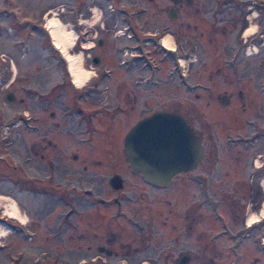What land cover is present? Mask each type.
Returning <instances> with one entry per match:
<instances>
[{"label": "rangeland", "instance_id": "rangeland-1", "mask_svg": "<svg viewBox=\"0 0 264 264\" xmlns=\"http://www.w3.org/2000/svg\"><path fill=\"white\" fill-rule=\"evenodd\" d=\"M85 1L89 9L79 14L78 0H0V197L12 201L23 220L21 230L13 232L6 228V235L0 236V264H101L80 262L82 251L78 250L76 238L81 209L92 210V205H88L92 201L88 196L82 199V190L95 187L98 197L103 199L95 210L108 217L110 228L121 235L123 242H129L131 252L144 246L138 242V228L148 232L143 233L148 250L134 253L136 263L177 264L178 259L187 254L190 259L185 264H211L210 260L214 264H230L231 249L221 227L227 225L228 209L233 205L236 215H245V221L259 215L264 205L263 194L258 210L251 209L254 200L250 199L248 188L251 186L253 193L256 192L259 189L256 181L262 183L264 173L255 181L249 171L251 165L242 167L238 162L229 163L223 125L227 108L216 96L226 88L227 81L242 82L244 77L245 82L264 84V0H230L231 7L236 1L251 7L246 19L236 17L232 20L225 14V19L218 21L211 15V9L192 15L190 26H184L176 42L171 40L172 45L168 46H177V73L172 79L168 73L173 61L163 59L158 50L152 52L157 71L138 68L132 56L137 53L132 47L136 44L126 37L131 32L125 29V17L112 10L113 2ZM191 10L194 12V7ZM46 15L54 16L76 35L73 50L80 52L81 65L91 71L90 79L82 88L88 87L96 73L109 70L107 75L98 78V87L81 90L82 108L89 112L93 104L110 108L118 104L122 112L114 117H94L92 123L98 130L85 131L84 141L78 145L85 159L84 178L78 181L74 169L63 175L60 170L57 174L54 171L56 181L50 178L40 181L45 186L42 189H47L43 193L31 182L30 176L36 171L33 158L22 161L25 163L24 180L17 179L19 170L14 167L20 154V160L32 156L28 148L35 135L29 133L34 120L44 126L56 122L78 125L75 114H69L65 107L73 100L71 94L75 90L72 91L71 83L75 85L67 61L54 47L44 26ZM141 19L147 21L145 16ZM112 21L117 23L112 31L99 30L105 25L110 27ZM249 24L254 26L255 35H249L252 38L245 43L248 54L240 53L234 63L237 43L244 45L242 40L249 38L242 35ZM79 28H88L92 35L102 38L96 52L100 59L98 64L90 62L87 56L90 49L79 46ZM259 34L262 35L258 40ZM93 42L91 35L82 40L85 47ZM146 49L150 51L155 47ZM229 53L231 65L226 67L223 59H229ZM120 60L124 63L120 64ZM217 66L223 72L216 73ZM138 74L146 79L155 75L160 82L157 85L141 83L135 87L132 82L140 78ZM9 92L14 96L10 103L4 98ZM260 94L263 95L255 93V103L263 105L264 122V93ZM234 106L239 107L238 104ZM157 109L174 111L185 117L204 146V155L197 167L173 178L167 188H156L146 184L140 176L131 175L123 152L125 133L138 119ZM52 112L54 117L50 116ZM238 118L234 121L235 130L239 126ZM85 126L91 129L92 124L86 122ZM50 132L55 135L57 130L50 126ZM69 134L59 129L60 142L76 135ZM259 151L264 152V146L259 144L256 152ZM255 159V165L264 161L258 155ZM115 173L123 179L117 191L108 186L109 177ZM75 195L80 199L74 198ZM114 198L121 200L115 203ZM211 202L218 205L219 213L211 211ZM5 209L13 210L11 205L0 202L2 220L7 216ZM232 217L228 218L229 222ZM260 218L258 223L264 219V212ZM9 222L17 228L16 220ZM261 236L263 234H259ZM261 245L258 236L247 240L239 250V264H253V259L258 257L263 259ZM93 254L94 250L86 252L85 260Z\"/></svg>", "mask_w": 264, "mask_h": 264}, {"label": "flooded vegetation", "instance_id": "flooded-vegetation-1", "mask_svg": "<svg viewBox=\"0 0 264 264\" xmlns=\"http://www.w3.org/2000/svg\"><path fill=\"white\" fill-rule=\"evenodd\" d=\"M114 3V7L112 10L119 11L123 17H125L126 27L125 29L131 34H127L126 37L130 38L136 44L132 46L137 51L136 54H132L135 59V64H139L141 71L147 69L150 71H157V65L153 63L152 59V52L158 50L159 54L163 59H171L173 61V66L170 69L168 76L169 78H173V74L177 73L176 63L178 62L177 57V46L168 47L163 46L160 43L162 37L168 35L171 37L173 42H176L177 34L182 32V28L184 26H190L189 19L192 15L199 13L200 11L206 12L207 10L211 9V15H213L215 20L221 21L225 19V14L234 20L236 17H241L246 19L247 18V11L251 8L250 6H246L243 2L236 1L234 6H230V0H110ZM78 7H79V14L83 10H87L88 5L87 2L84 0H78ZM111 5V4H110ZM194 7V12H192L191 8ZM118 8V9H117ZM229 10H232L231 13ZM72 11V10H71ZM226 11V13H225ZM145 16L147 21L142 20L141 17ZM113 22V21H112ZM117 23H111L110 27L103 26L100 27L99 30H103V33L108 31H112L114 27H116ZM80 25V24H79ZM97 29V28H96ZM79 32L81 34L79 46L83 49L87 48L90 49L89 55H87L90 59V62L93 63V60L99 63L100 59L97 56L96 52L99 45L102 42V38L98 35H92V30L86 28H79ZM170 32V33H169ZM94 38V42L85 47L82 44V40L87 39L89 36ZM201 35H203L201 33ZM255 34L253 33L252 36ZM258 40L262 34H259ZM207 36V35H206ZM210 40V37L207 36ZM252 38L249 36L248 39L242 40L244 45L241 43H237V55L234 57L237 58L234 63L237 62L240 53H246L245 50V43ZM148 47H155V49L147 50ZM146 49V50H145ZM158 54V53H157ZM248 53H246L247 55ZM231 53L228 54L229 59L225 60L224 63L227 65L226 67H230L229 60L231 59ZM120 64L124 63V61H119ZM233 63V64H234ZM94 64V63H93ZM225 67V68H226ZM233 68V67H231ZM216 73L223 72L222 69L217 66L215 68ZM262 71V70H260ZM109 73L108 69H103L102 71L95 74V79L91 81L88 87H98L99 81L98 78L105 76ZM256 73V72H255ZM140 78H135L133 80L134 86H138L139 84L148 83L151 85H157L158 80H156V76L153 75L152 78H145L142 77V74H138ZM168 78V79H169ZM242 82L236 81H227L226 88H224L221 94L216 96V99L226 107V111L223 117V125L224 129V144L226 145V150H228V158L229 163L231 165L236 164V162L241 163L243 165H251L252 169H248L252 176V179L256 181L257 178H260L262 173H264V161L260 162L261 164L255 165V156L258 155V158H262L264 160V152H256L257 146L260 144L264 146V122H263V105L260 104L256 106L255 100L257 97L255 93L257 92L259 95H263L260 93H264V84L261 83H251L245 82V78H242ZM71 83V82H70ZM72 97L73 100L66 105V109L70 111L69 114H75L77 117V123L72 125H63L62 123L56 122L54 125L47 124L46 126L40 125L37 123V119L34 120L33 129L29 130V133H35L33 137V141L29 146L28 150L32 156H26L21 159V154L19 155V160H15V168L19 170V174H17V179L24 180L25 173V163L22 161L34 159V162L37 164H33V168L36 170L32 173L31 182L35 185L36 190H40L43 193L47 192L43 183L40 181H46V179L50 178L51 181H56V177L54 171L60 170L62 172L61 175L67 170L72 171L73 169L77 171L78 181L79 179L84 178V171L85 167V159L79 152V146L84 141L83 136L85 131L88 130L91 132L98 130L96 125L92 122L95 121L94 117H114L116 113L122 112V108H119L118 104H114L110 108L109 105L104 104H93L92 110L86 112L82 105L84 103L80 101V95H82L85 88L88 87H73L72 83ZM135 86V87H136ZM79 89V90H77ZM121 89V88H119ZM133 88H131L132 90ZM136 89V88H135ZM77 90V91H76ZM128 94H131L130 91ZM221 101H224L222 103ZM238 104L239 107L234 106ZM240 109V110H239ZM174 112V111H173ZM73 114V115H74ZM148 115V114H147ZM51 117H54L53 112L50 113ZM146 116V115H145ZM82 117L83 120L80 119ZM144 117V116H143ZM141 117V118H143ZM236 117L239 119L238 121V129L235 130L234 121ZM140 118V119H141ZM185 118V117H184ZM186 119V118H185ZM139 120V119H138ZM86 122L92 124L91 129H87L85 126ZM188 122V121H187ZM134 124V123H133ZM190 125V123L188 122ZM40 126H43L41 129ZM50 126H52L57 133L54 135V132H50ZM191 126V125H190ZM45 127V128H44ZM192 127V126H191ZM193 128V127H192ZM59 129L69 136V133H74L73 138L63 140L62 143L59 140L58 133ZM194 130V129H193ZM195 131V130H194ZM51 133V134H50ZM68 133V134H67ZM197 136L199 137L198 133L195 131ZM126 134V133H125ZM73 136V135H72ZM226 138V139H225ZM200 139V138H199ZM226 140V141H225ZM124 141V140H123ZM201 141V140H200ZM202 143V142H201ZM203 144V143H202ZM215 154L216 151H215ZM204 155V154H203ZM216 159V155H215ZM214 159V160H215ZM248 168V167H247ZM214 171V164L211 167V173ZM133 176H140L139 173H133L131 170L129 171ZM191 172V171H189ZM188 172H181L173 176V178L178 177L180 175L187 174ZM57 174V173H56ZM115 175H119L121 179V183L123 184L122 176L119 173L113 174L108 179V186L110 190L117 191L112 186L111 178ZM260 176V177H259ZM61 179V177H59ZM172 178V179H173ZM142 179V178H141ZM264 182V178H262ZM172 182V180H171ZM252 182V180H251ZM17 183V181H16ZM147 184V183H146ZM256 184H258L259 189L253 193L252 187L249 186V197L252 198L254 201L251 204V209L258 210L259 205H261V195L264 197V190L262 187V183L257 180ZM171 185V184H170ZM232 187V186H231ZM30 192V191H29ZM75 192V191H74ZM262 192V193H261ZM50 193V192H49ZM82 199L85 196H88L91 199V203L88 205H92V210L88 208L81 209V213L79 214V222H78V233H77V243H78V250L82 251L80 255V262H93V263H101V264H108L111 262L112 264H138L135 261V254L143 253L148 250L147 244H145L144 240L146 236L145 231L142 228H138L137 231L139 234V241L144 246L141 249H136L134 252L130 250L129 242H123L121 239V235L117 232H114L112 228H110V220H108L107 216L99 215V210H95L98 208L99 205L103 202L101 197H98V188H90L82 190ZM76 196V195H75ZM78 198L79 197H75ZM93 199V200H92ZM115 203H119L121 199L114 198ZM211 211L219 213V207L216 203L211 202ZM83 205V204H82ZM81 205V206H82ZM235 205L231 206L230 209V216L232 217V222H229L227 214V225H223L221 227V233L225 235V239L228 241L226 244L228 248H230V252L232 257L230 259V264H239L240 259L238 258L239 250L241 249L242 245L247 240H253L258 236L261 238V246L259 250L264 251V219L261 222H256L253 225H247L245 221V215L239 217L236 215ZM223 212V210H222ZM260 210L258 211V213ZM229 215V214H228ZM108 223V224H107ZM258 223V224H257ZM107 227H109L107 229ZM142 229V231H141ZM149 231V230H148ZM142 232V233H141ZM148 233V232H147ZM259 234H263V236L259 237ZM146 241V240H145ZM239 246V248H238ZM135 248V247H134ZM91 250L95 251V254L89 256L88 260L86 259V252ZM264 255V254H263ZM187 256L189 261L190 256L187 254L182 255L177 264H181L182 259ZM264 259V257H263ZM258 257L253 259V264H264V260ZM185 262V263H186ZM210 263L214 264L212 260Z\"/></svg>", "mask_w": 264, "mask_h": 264}, {"label": "water", "instance_id": "water-1", "mask_svg": "<svg viewBox=\"0 0 264 264\" xmlns=\"http://www.w3.org/2000/svg\"><path fill=\"white\" fill-rule=\"evenodd\" d=\"M97 64L96 60H93ZM10 103L11 92L5 95ZM224 103V101H221ZM123 152L133 173L157 188H166L173 176L194 170L204 154L199 137L180 114L157 109L137 121L125 134ZM112 186L122 187L119 175L111 178ZM188 259L185 256L181 264Z\"/></svg>", "mask_w": 264, "mask_h": 264}, {"label": "bare ground", "instance_id": "bare-ground-1", "mask_svg": "<svg viewBox=\"0 0 264 264\" xmlns=\"http://www.w3.org/2000/svg\"><path fill=\"white\" fill-rule=\"evenodd\" d=\"M255 15H252L254 17ZM251 21V20H250ZM45 28L47 29V32L49 36L52 39L53 45L58 51L60 52L61 56L67 61L68 63V71L70 73L71 79L73 84L76 87H83L88 82L91 76V71L89 69L84 68L81 65V54L80 52H76L73 50V44L74 40L76 38V35L74 31L68 28V26L61 21H59L54 16H47L45 17ZM255 33L254 26L249 24L248 27H246L243 31V37H248L249 35H252ZM171 37L170 36H164L161 38L160 43L163 46H171ZM264 187V182H262ZM6 199L0 197V202H3L4 204L11 205L12 209H5L6 215H8L11 218H14L17 221L23 222L21 217L18 215L16 210L14 209V205L12 201L5 202ZM264 212V205L261 208V211L259 215L256 216H250L246 220L247 225H253L256 222H258ZM0 228V236L6 235V229L3 228L1 230Z\"/></svg>", "mask_w": 264, "mask_h": 264}]
</instances>
